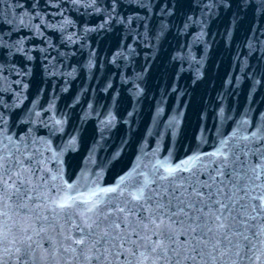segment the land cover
<instances>
[{
  "label": "water",
  "instance_id": "water-1",
  "mask_svg": "<svg viewBox=\"0 0 264 264\" xmlns=\"http://www.w3.org/2000/svg\"><path fill=\"white\" fill-rule=\"evenodd\" d=\"M0 157V264H264V0H0Z\"/></svg>",
  "mask_w": 264,
  "mask_h": 264
},
{
  "label": "snow or ice",
  "instance_id": "snow-or-ice-1",
  "mask_svg": "<svg viewBox=\"0 0 264 264\" xmlns=\"http://www.w3.org/2000/svg\"><path fill=\"white\" fill-rule=\"evenodd\" d=\"M213 155H215V153H213ZM4 163H5V160H4V158L3 157H0V167H3L4 166ZM17 163H19V164H23V161H17ZM257 168H261V169H264V163H260V162H258L257 164H255V165H253V167H252V171L255 173L256 172V169ZM169 172H172V171H174V169H169L168 170ZM230 175V174H229ZM256 178H259V174L257 173V176H256ZM221 183H223L222 181H221ZM230 183H232V180H230ZM239 182L237 181L235 184H233V187H236L237 186V184H238ZM114 189H106V191H113ZM218 191H221L220 189H218ZM193 192H195L197 195H200V193H199V190L198 189H196V188H193ZM245 195H247V193H245ZM209 197L211 198V193L209 194ZM161 198H163V197H161ZM261 199H264V197H260ZM217 203H220V207L222 208V209H226V208H228V205H226V204H222L219 200L218 201H216ZM169 203H170V201H169ZM181 203H183V201H181ZM61 208H63V207H66V206H69V205H67V204H65V203H61L60 205H59ZM240 207L241 208H243L244 207V205H240ZM181 211H183V209H181ZM217 219H219V217H217ZM86 227H90L89 225H85ZM224 225H221V227H223ZM193 231H194V229H193ZM104 235L106 236V235H108V233H104ZM78 243H83V239H81V240H79V241H77ZM31 246L29 245V248H30Z\"/></svg>",
  "mask_w": 264,
  "mask_h": 264
}]
</instances>
